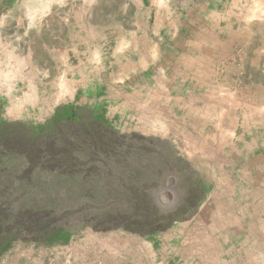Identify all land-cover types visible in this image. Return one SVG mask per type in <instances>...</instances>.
I'll use <instances>...</instances> for the list:
<instances>
[{
	"label": "rangeland",
	"instance_id": "rangeland-1",
	"mask_svg": "<svg viewBox=\"0 0 264 264\" xmlns=\"http://www.w3.org/2000/svg\"><path fill=\"white\" fill-rule=\"evenodd\" d=\"M44 1L40 22L48 24ZM92 1L86 15L105 28L89 32V53L66 63L49 47L48 25H23L32 22L27 11L36 1L24 0L7 16L15 2L0 0V58L8 51L23 55L14 82H50L49 92L61 80L88 75L90 89L102 92L83 95L76 105L92 109L88 101L102 97L92 110L104 111L120 133L168 140L198 172L205 198L190 220L151 238L75 223L68 244L48 247L27 238L0 264H264V0H202L209 2L202 10L192 0H163L170 8L151 20L160 45L147 63L138 58L152 45L139 36L134 43L128 28L123 34L119 28L133 22L132 0ZM66 65L76 76L60 77ZM113 99L125 104L119 120L112 118Z\"/></svg>",
	"mask_w": 264,
	"mask_h": 264
},
{
	"label": "trees",
	"instance_id": "trees-1",
	"mask_svg": "<svg viewBox=\"0 0 264 264\" xmlns=\"http://www.w3.org/2000/svg\"><path fill=\"white\" fill-rule=\"evenodd\" d=\"M2 109L0 260L27 238L66 245L75 223L151 238L190 220L205 198L168 140L122 134L104 111L65 105L35 125L4 120Z\"/></svg>",
	"mask_w": 264,
	"mask_h": 264
},
{
	"label": "crops",
	"instance_id": "crops-1",
	"mask_svg": "<svg viewBox=\"0 0 264 264\" xmlns=\"http://www.w3.org/2000/svg\"><path fill=\"white\" fill-rule=\"evenodd\" d=\"M12 1L15 2V4L13 5V8H10L7 11V16L13 12L11 10L15 9L16 6L19 7L21 2H24V0ZM35 1L37 4L35 6L36 8H33L31 11H27L28 13L31 12L33 15L32 22L25 23V21H23V25H34V27L35 25L38 27H41V25H48L50 38L49 47L52 50V53H55L56 56L60 55L58 60H63L68 63L76 54H78V56H82L86 55V53H89L88 49H86L90 44L89 32L94 30L98 32L99 29L103 30L105 28V25H94L92 22H90L91 17L88 18L86 15L88 9L96 6V1H92L91 3L90 0L44 1L43 4L46 6L50 14V22L48 24H41L40 22L41 6L38 4V2H42V0H33V2ZM131 3L133 6L131 10L133 22L131 25L128 24L129 26L127 27L125 23H122L119 25V28L122 29V34L123 32H126L125 30L128 28L130 33H132V39L134 43L137 44L134 39H137L139 36L140 38H144L145 41H148V44L152 45V51H146L142 48L140 58H138V62L144 61L147 63L155 59V50H157L158 45H160L157 42L158 40L160 41V39L153 41L151 37V29L153 28L150 24L151 20L154 15L162 16L165 13H168V8L170 7L168 3H163V0H132ZM191 4L200 10L203 9V4L205 7L209 6V2L206 1L203 3L202 0H192ZM223 12L224 11H221V13ZM159 16L158 20L160 18ZM21 23L22 22H19L18 25H21ZM0 25H5L4 21ZM159 25L160 26H158V28L160 27V29L166 28L164 21H162ZM160 32L162 33V30ZM3 38L4 28L1 27L0 46L5 45L2 42ZM73 41L75 43H73ZM72 46H76V49L70 48ZM6 55L7 56H4V58H0V61L7 62V64H4V67H0V105L3 108L1 118L4 120L42 124L53 117L58 107L74 104L76 99L77 103L75 104H78L79 100H82L81 97L83 95H89L90 93L99 94L102 92L101 90L97 89V87H92L90 89V86L87 82L88 75L86 74H81L80 80L70 79L64 82L61 80L63 83L60 81L61 84L58 87H55V89L53 88V92H49L51 87H45L46 84L49 85L50 82L42 83L32 79L27 80L26 83L25 80H19L18 82L15 81V84L14 80L21 76L20 71L24 68L25 57L23 55L21 56L20 54H15L14 52L10 53V51H8V54ZM12 63L15 65H12ZM65 67V74L62 76L60 75L61 78L63 76H76L74 71H72L73 69L69 65H66ZM69 71H72V73ZM56 75L57 73L55 74L54 78H57ZM79 82L81 84H78ZM19 94H21V96H19ZM101 100L102 97L98 98V96H94V99H92L91 102L88 101L91 104L90 106L94 104L90 108L97 109L99 104L102 103ZM111 103L110 109L113 110L112 118L117 120L121 119V110H124L123 106L125 104H116L115 99H113ZM85 104H87V102H85Z\"/></svg>",
	"mask_w": 264,
	"mask_h": 264
}]
</instances>
